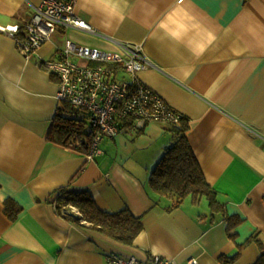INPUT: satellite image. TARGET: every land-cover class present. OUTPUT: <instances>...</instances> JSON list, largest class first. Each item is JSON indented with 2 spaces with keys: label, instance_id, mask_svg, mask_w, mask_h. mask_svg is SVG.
<instances>
[{
  "label": "crops",
  "instance_id": "1",
  "mask_svg": "<svg viewBox=\"0 0 264 264\" xmlns=\"http://www.w3.org/2000/svg\"><path fill=\"white\" fill-rule=\"evenodd\" d=\"M39 2L0 0V264H106L111 250L177 264H254L264 248V0H78L96 32L61 25L27 58L1 27H23ZM66 38L119 52L143 43L152 65L138 76L187 117L189 143L222 209L206 196L169 209L172 199L151 187L172 142L167 122L106 137L93 159L48 138L62 101L59 77L42 61ZM116 76L131 77L120 66ZM62 187L140 217L134 242L60 215ZM7 204L20 208L16 216Z\"/></svg>",
  "mask_w": 264,
  "mask_h": 264
},
{
  "label": "built area",
  "instance_id": "2",
  "mask_svg": "<svg viewBox=\"0 0 264 264\" xmlns=\"http://www.w3.org/2000/svg\"><path fill=\"white\" fill-rule=\"evenodd\" d=\"M78 0H40L34 6L31 19L23 26L1 27L12 33L19 51L32 58L63 25L88 32L96 29L76 11ZM122 50L107 51L79 44L66 38L56 56L42 61L46 69L59 77L57 97L76 108L87 110L96 131L89 151V159L100 152L99 144L122 129L119 119L132 117L137 127L150 121L180 124L182 113L172 108L164 98L138 76V72L152 65L144 52L143 43H123ZM83 59L85 62H77ZM123 67L129 78L119 80L116 68ZM106 264H177L173 259L153 254L147 260L135 255H123L118 250L108 251ZM185 264H198L197 258Z\"/></svg>",
  "mask_w": 264,
  "mask_h": 264
},
{
  "label": "trees",
  "instance_id": "3",
  "mask_svg": "<svg viewBox=\"0 0 264 264\" xmlns=\"http://www.w3.org/2000/svg\"><path fill=\"white\" fill-rule=\"evenodd\" d=\"M91 118L92 115L87 110L74 106L68 109L59 105L48 138L87 153L96 131ZM118 122L122 130L143 129V127L136 126L132 117L120 118ZM167 123L172 132V142L165 148L153 170L150 178L151 187L172 199L173 202L169 209L179 207L188 196H191L194 201H199L206 196L212 210L222 209L189 143L186 134L187 117L182 114L180 124ZM54 204L57 212L68 220L80 225L87 223L109 238L124 244H132L142 229L140 217L133 215L129 209L124 208L114 212L102 210L87 191L71 190L68 187L59 188L55 191ZM5 210L11 217H14L20 208L14 210L10 204H7ZM229 219L230 223L234 224V217L230 216ZM230 235L235 237L233 232H230ZM252 239L253 237L249 238L245 244ZM245 244H241L240 249ZM237 257L238 255H235L228 261ZM254 264H264L263 247Z\"/></svg>",
  "mask_w": 264,
  "mask_h": 264
},
{
  "label": "rangeland",
  "instance_id": "4",
  "mask_svg": "<svg viewBox=\"0 0 264 264\" xmlns=\"http://www.w3.org/2000/svg\"><path fill=\"white\" fill-rule=\"evenodd\" d=\"M61 105L68 109H71L73 107L70 103L64 101L61 102Z\"/></svg>",
  "mask_w": 264,
  "mask_h": 264
}]
</instances>
